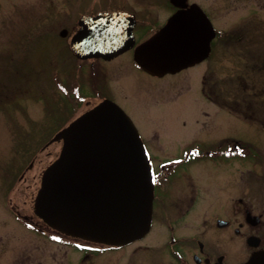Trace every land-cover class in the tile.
<instances>
[{
	"label": "rangeland",
	"instance_id": "rangeland-1",
	"mask_svg": "<svg viewBox=\"0 0 264 264\" xmlns=\"http://www.w3.org/2000/svg\"><path fill=\"white\" fill-rule=\"evenodd\" d=\"M123 6L132 7L141 15L148 9L150 11L170 9L166 0H0L2 187L6 189L12 184L23 165L32 160L28 170H23V177L15 180L12 190L6 193L13 202L22 204L25 200L28 202L29 198L31 200L32 193L34 195V189L38 186L40 173L58 155L61 143L51 142L44 146L45 142L66 125L72 113L74 116V113L89 109L95 102L100 101L102 98L100 96H105L123 109L142 138L153 141V144L158 140V146L155 148L160 150L157 151L159 156L175 155L179 150L197 144L198 148L208 150L218 146L220 140L225 139L253 146L264 155V142L258 130L238 120L221 117L212 104L205 107L199 93L202 76L213 80L225 76V86L232 85L226 76L232 77L234 64L227 58L234 55L236 60L239 55L232 45L224 46L225 57H222V60L218 57V60L212 59L175 76H166L158 80L137 69L130 55L131 64L128 56L122 55L104 66L105 68L109 66L107 83L98 81L99 85L104 86L100 89L104 95L96 94L93 96L95 99L88 97L86 98L88 103L85 99L82 102L60 100L72 104L70 106H74V111L65 104L58 105L57 98L72 97L70 93L72 90L71 87H66L68 92L66 94L56 87L60 84L66 86L75 84L82 79L75 70L80 63L70 56L68 50V39L77 17L80 13L96 9L98 10L95 12L123 9ZM215 18L218 25H224L218 17ZM61 29H66L65 37L59 36ZM137 32L135 30L136 39L139 38ZM255 32V42L251 51L256 55L259 53L258 56L262 59L264 29L257 28ZM96 63L104 65L102 62ZM256 68L257 73L262 70V66L258 68L257 65ZM86 84L85 88L89 85ZM87 91L90 93L88 88ZM91 93L95 94L93 90ZM213 118L215 119L211 120ZM150 145L153 147L151 143ZM241 158V169L250 168V162L245 159L248 156ZM204 161L197 160L193 164H201ZM217 162L208 160L201 166L212 173V168L217 166L215 165ZM240 178V187L247 189L249 175L244 172L240 174ZM27 186H30L31 191L29 189L24 191ZM207 186L208 196L213 199L212 197L218 194L217 199L213 201L220 204L223 194L218 185L212 186L208 180ZM250 188L252 192L264 194V183L261 181H253ZM4 194L0 190V264H64L67 259L71 262L76 261L77 257L70 253L66 255V247L62 246L60 238L52 233L48 232L46 238H43L24 229L26 233L22 232L23 230L4 212L2 206Z\"/></svg>",
	"mask_w": 264,
	"mask_h": 264
},
{
	"label": "flooded vegetation",
	"instance_id": "flooded-vegetation-1",
	"mask_svg": "<svg viewBox=\"0 0 264 264\" xmlns=\"http://www.w3.org/2000/svg\"><path fill=\"white\" fill-rule=\"evenodd\" d=\"M186 1L189 5L199 6L214 32L209 42L208 57L193 67L212 59L218 60V57L222 60L225 45H232L239 53L236 60L234 55L227 58L234 64L232 77L226 76L232 85L225 86V76L214 80L201 77L199 93L205 107L212 104L221 117L253 127L261 133L264 142V58L251 51L255 30L264 29V0ZM115 10L133 15L134 30L143 32L145 36L159 31L178 8L171 7L169 11L148 9L143 15L132 7L123 6V9ZM215 17L224 25H218ZM113 60H98L104 65L95 63V66L102 75H106L109 66H104ZM257 65L258 68L262 66V70L258 71L260 76ZM142 140L149 155L154 186L150 228L140 239L113 246L77 239L49 229L33 214V200L38 186L34 195L32 193L33 199L29 198L30 202L25 200L17 204L6 194L12 190L13 184L4 189L0 183V190L5 193L2 198L4 212L21 230L43 238L48 232L60 236L62 246L67 250L66 255L70 253L77 257L75 262L66 258L64 264H246L252 258V264H264V194L252 192L250 188L253 181L264 183L263 152L248 144L225 139L208 150L198 148L197 144L187 146L175 155L159 156L160 150L155 148L158 140L154 144L149 139ZM247 156L245 159L251 167L241 169L240 159ZM197 160L205 161L193 164ZM208 160L218 161L212 173L201 166ZM244 172L250 177L247 189L239 185L240 174ZM23 173L19 174V178L23 177ZM208 180L212 186L218 185L223 194L220 204L213 201L218 194L213 199L208 196ZM200 182L204 183L198 184ZM28 189L31 191L30 186L24 191ZM24 230L22 232L26 233Z\"/></svg>",
	"mask_w": 264,
	"mask_h": 264
},
{
	"label": "water",
	"instance_id": "water-1",
	"mask_svg": "<svg viewBox=\"0 0 264 264\" xmlns=\"http://www.w3.org/2000/svg\"><path fill=\"white\" fill-rule=\"evenodd\" d=\"M170 1L185 6L184 0ZM123 17L82 16L70 40L72 52L80 59H110L130 49L133 24ZM208 39L197 9L179 12L135 48L134 61L153 75L176 72L206 55ZM57 136L63 141L61 152L43 173L35 213L59 231L94 241L121 245L141 237L150 223L152 181L126 115L105 100Z\"/></svg>",
	"mask_w": 264,
	"mask_h": 264
},
{
	"label": "bare ground",
	"instance_id": "bare-ground-1",
	"mask_svg": "<svg viewBox=\"0 0 264 264\" xmlns=\"http://www.w3.org/2000/svg\"><path fill=\"white\" fill-rule=\"evenodd\" d=\"M202 40V38H200Z\"/></svg>",
	"mask_w": 264,
	"mask_h": 264
}]
</instances>
